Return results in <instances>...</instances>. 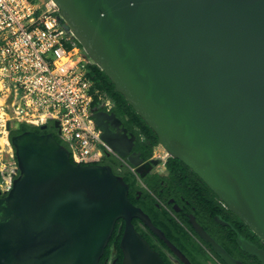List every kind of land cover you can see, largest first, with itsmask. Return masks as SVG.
<instances>
[{
  "label": "water",
  "instance_id": "95a60500",
  "mask_svg": "<svg viewBox=\"0 0 264 264\" xmlns=\"http://www.w3.org/2000/svg\"><path fill=\"white\" fill-rule=\"evenodd\" d=\"M52 1L62 27L159 146L264 242V0ZM93 118L102 140L144 182L160 161L145 162L134 151L137 138L118 126L115 113L94 110ZM11 145L19 176L0 198V264H100L119 220L125 223L123 264H165L134 219L191 264L129 200V185L111 165L74 164L51 133L27 131ZM216 220L264 264V249ZM191 223L224 264H242L193 217Z\"/></svg>",
  "mask_w": 264,
  "mask_h": 264
},
{
  "label": "built area",
  "instance_id": "2783aa9c",
  "mask_svg": "<svg viewBox=\"0 0 264 264\" xmlns=\"http://www.w3.org/2000/svg\"><path fill=\"white\" fill-rule=\"evenodd\" d=\"M59 15L52 0H0V138L7 139L0 145L1 197L19 176L8 125L13 130L58 122V136L74 164L102 165L112 157L118 174L128 171L144 186L136 168L102 140L94 110L110 113L115 104L95 89L88 76V65L94 63L62 27ZM169 158L164 152L156 160L166 167Z\"/></svg>",
  "mask_w": 264,
  "mask_h": 264
},
{
  "label": "trees",
  "instance_id": "16d2710c",
  "mask_svg": "<svg viewBox=\"0 0 264 264\" xmlns=\"http://www.w3.org/2000/svg\"><path fill=\"white\" fill-rule=\"evenodd\" d=\"M88 76L93 81L95 89L106 93L113 100L116 114L123 119L128 129L136 134L137 140L135 151L140 153L143 159H151L154 155L155 148L159 146L158 138L155 133L134 111L133 107L126 101L123 95L116 91L115 85L97 65H88ZM27 131H32L39 135L43 134V132L40 131V128L21 125L18 130L12 132L10 135V143L13 136L20 135ZM52 134L57 141L62 143L56 133L52 132ZM71 161L73 162L72 158ZM106 161L113 167L114 172L117 173L115 160ZM166 169L167 173L165 175L156 174L149 180L145 181L144 184L146 189H143L138 185L137 178L130 172L124 171L121 174H117L121 175L130 187L129 200L149 215L153 224L161 229L172 243L186 253L193 264H217L211 260L206 254L204 248L194 239L192 234L193 229L188 220L177 213L173 214V206L169 203V200L175 199L180 207H185L187 203L186 201H190L197 207L209 205L214 216L220 215L225 219H228V215L234 216V214L227 213L218 202L217 196L181 161L170 157L166 162ZM192 181L199 184L201 188L207 192L205 200L200 201L198 204L196 203L195 197L188 190V186L194 184L191 183ZM140 192L142 193L141 195H139ZM202 212L203 209L199 208V211L195 213L196 217L200 218ZM234 217L239 223V226L237 224L234 225L237 230L249 239H253L256 243L261 241L260 238L251 232V230L238 217ZM202 219H204V217H202ZM202 222L205 229L211 233L231 255H235L233 249L225 242V237H227L228 239H232L233 245L236 246L233 231L229 228L221 227V237L215 229H212L209 226L206 219ZM133 223L138 233L152 242L147 233L139 227L137 219H134ZM124 228V223L119 220L115 226L111 238L112 241H119L122 238ZM152 246H154L155 248H153L159 252L166 264H171L165 254H163L154 243ZM207 248H209L208 245ZM107 253L110 254L108 249L105 251L106 256Z\"/></svg>",
  "mask_w": 264,
  "mask_h": 264
},
{
  "label": "flooded vegetation",
  "instance_id": "af4514ba",
  "mask_svg": "<svg viewBox=\"0 0 264 264\" xmlns=\"http://www.w3.org/2000/svg\"><path fill=\"white\" fill-rule=\"evenodd\" d=\"M100 111H104V110H100ZM106 112V111H105ZM110 113H115V109H113V111H111ZM117 115V114H116ZM118 119L120 120L121 123H118V126H120V128L124 129H128V127L126 126L125 122L123 121V119L118 116ZM47 128L45 130H41V132H43V134H49L52 132L56 133L58 135V131L57 129L55 128L54 126V123L53 122H50L46 125ZM20 128V126H14L13 127V130L11 131L10 135L12 134V132L18 130ZM129 130V129H128ZM129 132H132L135 136L136 134L129 130ZM137 138V137H136ZM135 145H136V142H135ZM134 151H135V148H134ZM136 152V151H135ZM154 157V155H153ZM153 157L149 160H145V162L147 161H150L153 159ZM106 160H113L112 157H107L105 159V162L104 164H108ZM110 165V164H109ZM163 167L161 164H159L156 168H154V171L152 172V174L148 175L147 178L145 179V181L149 180L150 178H152L154 175L156 174H161V175H165L167 173V169L166 167H163L161 171H159V169ZM144 181V183H145ZM191 183H194V184H190L188 186V190L189 192L195 197V200H196V203L198 204L200 201H204L205 198L207 197V192H205L201 186L197 183H195L194 181H192ZM138 185H139V182H138ZM143 189H146V186L144 184V186L142 185ZM142 194V193H141ZM139 194V195H141ZM0 198H3L0 196ZM173 201V202H172ZM186 205L185 207H180V205L178 203H176V200L175 199H170L169 200V203L173 206V214L177 213L179 214L180 216H183L184 218H186L188 220V222L190 223V225L192 226V229H193V237L194 239L204 248L206 254L211 258L212 261L216 262L217 264H224V262L216 255L213 253V251L211 250V247L210 245H208L207 243H205L195 232V229H194V226L193 224L191 223V218L193 217L197 224H199L206 232H208L205 227H204V224L202 221H205V219L208 221L209 223V226L212 228V229H215L218 234L222 237V231H221V227L223 228H229L231 229L230 227L228 226H222L220 225L217 220H216V217H221L223 220H225L226 222H229L230 224H232V226H234L235 224H237L239 226V223L237 222V219L234 217L236 216L234 213V216H231V215H228V219H225L223 216H220V215H213L212 212H211V209L209 207V205H205L203 207H197L195 204L191 203L190 201H186ZM218 202H219V199H218ZM199 208L203 209V212H202V216L199 218V217H196L195 213H197L199 211ZM227 213H232L230 211L229 208L225 209ZM149 216V215H148ZM150 217V216H149ZM202 217H204V219H202ZM237 217V216H236ZM151 219V218H150ZM152 220V219H151ZM123 223L124 221L121 220ZM138 225L140 228H142V230L147 233V235L149 236V238L152 240V242L163 252V254H165L166 258L169 260V262L171 264H183L169 249L168 247L165 245V243L160 240L156 235H154L147 226H145L143 223H141L138 219ZM153 223V222H152ZM154 225V224H153ZM124 226H125V223H124ZM155 226V225H154ZM156 227V226H155ZM235 227V226H234ZM158 228V227H157ZM236 228V227H235ZM159 229V228H158ZM161 230V229H160ZM232 230V229H231ZM162 231V230H161ZM233 231V230H232ZM239 231V230H238ZM163 232V231H162ZM240 232V231H239ZM252 232V231H251ZM164 233V232H163ZM234 235H235V242H236V239H237V235L236 233L233 231ZM140 234V233H139ZM165 234V233H164ZM208 234H210V236L215 240L217 241L220 245H222L211 233L208 232ZM240 234L245 237L246 239L250 240L251 242H253L255 245H257L259 248H262L264 249V242L263 241H259V242H254L253 239H249L248 237L244 236L241 232ZM141 235V234H140ZM123 236V235H122ZM142 236V235H141ZM166 236V235H165ZM143 237V236H142ZM167 238V237H166ZM122 239V238H121ZM121 239L119 241H112V239H110V242L106 248L105 251H107L108 249V252L110 251V254L107 253V256L104 254L103 257L101 258L102 260V263L100 261V264H123V260H124V255H123V252L120 248V243H121ZM143 239H145L143 237ZM168 239V238H167ZM151 246L152 250L156 251L158 254L159 252L154 249L155 247L152 246L153 243L150 242L148 239H145ZM169 240V239H168ZM170 241V240H169ZM171 242V241H170ZM225 242L233 249L234 251V254L235 255H232L236 260L240 261L242 264H261L255 257H252L250 256L249 254L243 252L237 245L236 243V246L233 245V242H232V239H228L227 237H225ZM174 244V243H173ZM175 245V244H174ZM207 245L209 246V248H207ZM185 256L186 258L192 263L190 257L184 253L177 245H175ZM154 247V248H153ZM229 253V252H228ZM230 254V253H229ZM160 256V254H159ZM161 257V256H160ZM162 258V257H161ZM163 259V258H162ZM163 261L165 262V260L163 259ZM166 264V263H165Z\"/></svg>",
  "mask_w": 264,
  "mask_h": 264
},
{
  "label": "rangeland",
  "instance_id": "374dc122",
  "mask_svg": "<svg viewBox=\"0 0 264 264\" xmlns=\"http://www.w3.org/2000/svg\"><path fill=\"white\" fill-rule=\"evenodd\" d=\"M30 1H32L33 3H40V0H30ZM164 152H166L165 151V149L162 147V146H158V147H156L155 148V151H154V157H155V159H157L158 157H159V155L160 154H164ZM167 153V152H166ZM162 168L163 167H161L160 169H159V171H161L162 170Z\"/></svg>",
  "mask_w": 264,
  "mask_h": 264
},
{
  "label": "bare ground",
  "instance_id": "6f19581e",
  "mask_svg": "<svg viewBox=\"0 0 264 264\" xmlns=\"http://www.w3.org/2000/svg\"><path fill=\"white\" fill-rule=\"evenodd\" d=\"M7 144V139L4 137L0 138V145L5 146Z\"/></svg>",
  "mask_w": 264,
  "mask_h": 264
}]
</instances>
